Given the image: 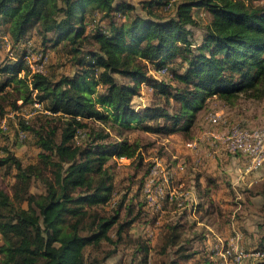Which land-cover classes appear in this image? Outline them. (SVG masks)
<instances>
[{"label": "trees", "instance_id": "obj_1", "mask_svg": "<svg viewBox=\"0 0 264 264\" xmlns=\"http://www.w3.org/2000/svg\"><path fill=\"white\" fill-rule=\"evenodd\" d=\"M142 4L145 15L127 0H0V53L6 45L14 52L0 59V97L14 95V109L19 99H38L50 111L34 123L20 121L39 149L36 163L24 164L8 147L0 157V168L13 177L11 193L0 183V264H106L118 254L133 255V264L141 254L147 259L145 239L130 236L142 209L135 214V203L125 204L128 193L105 207L116 193V158L143 162L142 144L130 132L188 133L214 96L232 105L242 97L264 99V0H184L172 16L156 11L170 9V0ZM195 7L210 14L199 42L191 29L200 24ZM34 37L42 58L49 46L65 51L78 71L56 79L33 70ZM143 84L160 101L136 104ZM34 180L44 192L31 191ZM257 192L264 207V182ZM160 237L157 252L168 258L155 264L221 262L215 253L198 257L202 250L183 238L180 223L165 222ZM249 246L264 251V235Z\"/></svg>", "mask_w": 264, "mask_h": 264}, {"label": "rangeland", "instance_id": "obj_2", "mask_svg": "<svg viewBox=\"0 0 264 264\" xmlns=\"http://www.w3.org/2000/svg\"><path fill=\"white\" fill-rule=\"evenodd\" d=\"M130 2L135 3L136 5V12L142 15H145L147 13V10L143 8L142 1L145 0H127ZM173 4V6L170 9H163V8H157L156 11L164 16H172L176 13V7L177 5L184 1V0H170ZM195 16L199 20L198 26H192V33L193 38L196 39L197 42L201 41L202 37V31L204 26L207 24L210 18V14L205 10V8L198 9L197 7L194 8ZM101 15L99 13L94 14L90 17V21H92L93 24L98 23ZM107 20H104V23H106ZM33 50L30 54V62L32 63L33 69L40 68L45 73H48L52 77L58 79L62 75H73L76 71L79 69V65L75 63L74 60L68 55L65 51L60 52V54L57 53L56 50H54L51 46H49L47 49L48 52L42 58V55L38 52L40 47V39L38 38L35 40V37L31 41ZM4 50L0 53V59H3L7 55L10 54V56L14 55V52L11 53L8 51V46H4ZM41 48V47H40ZM43 59V62L40 60ZM179 61V60H178ZM178 65H180V62H178ZM177 65V66H178ZM176 66V67H177ZM154 75L160 79H165L166 81H169L171 78L165 74H161L159 72L153 71ZM20 74H24V71H21ZM120 80L126 81L127 79L124 77L119 76ZM142 96H138L134 98V101L136 104L138 103H152L155 100H159V98H155L152 94V89L148 87L147 84L142 85ZM220 99V98H219ZM15 100L14 95H7L6 97L1 96L0 97V157L5 155V147H8L10 151H12L14 154H16L19 158H21L22 162L24 164L28 163H36L38 161V147L34 144V136L33 134L27 132V136L21 137L20 136V121L27 119L30 122H35L38 120V118L42 115L43 112L41 109H38L34 106L33 103H23L22 100H18V104L21 105L18 109H14L12 107V101ZM221 101L216 102L214 106H211L210 108H203L199 112L200 119L197 120V123L203 120V124H199V126H194L193 129L188 132H176L172 134H157V133H150L145 132L141 129H134L130 132L131 137L137 138L141 144H142V152H143V162L141 164H138V161L128 163V162H118L115 167V177H114V183H115V197L119 201L121 199L122 195L125 193H128V195L125 198V204H130L131 202L135 203L134 206V213H138L141 209L142 203L145 204L146 197H148L147 188H151V190H154L155 187L158 184H161L160 175L154 176L152 174V169L155 166V169L160 170L161 167H165L166 169H170L171 164L178 159V161H182L185 163L187 161V157L190 156V151L187 148V143L191 141H196L197 144H202L206 141L213 143L212 145H208V147H211L215 149L216 145L214 143V139H218V137H215L212 135L213 132L217 131L218 128H224V131H229L232 126L239 125L244 128L252 129L250 126L247 125V122L242 120L241 116H246L248 118L251 117H263L264 116V99L262 100H255L250 98L242 97L236 104L232 105L229 103H226L222 99ZM205 105V104H204ZM215 109V110H214ZM211 112L221 113V120L222 123L220 126L218 125H212L208 121V115ZM195 123V124H197ZM6 125L7 129L2 128V125ZM260 125L258 127H262L261 123L257 124ZM264 125V122H263ZM215 126L217 129H215ZM200 127V128H199ZM256 127V128H258ZM206 133H209V137L206 138L203 135ZM204 137V138H203ZM219 140V139H218ZM217 143V142H216ZM218 143H221L223 146L220 147V157L222 160H220L221 164H218V167L221 168L222 172H225L226 175L229 177L227 178L226 175L222 174V181L217 182L216 180L210 181L209 177L206 175V188H209L208 190V196L213 195L216 202L212 203L211 205H208L209 209H216L215 205H218L219 202L218 199H223L222 196H220L224 190V188L229 189L233 193V200L234 204L229 206L227 210L230 209V212L224 211L225 208H223V212L220 210V206L217 208V212L208 217L207 219L211 222V220L215 219L218 215L224 222H227L230 226V231L227 233L229 234L232 232L233 227H237L241 230L243 233L242 242L245 248L252 250L250 243L254 242L255 240L259 239L261 236L264 235V207L261 205V198L255 197L250 198L249 196H252L253 193H255L256 190H258L261 183L264 182V169L261 170V173L263 171V175L260 177L259 174L251 185L249 183L241 184L239 182L245 181L247 175H253V171L245 170L247 169V166L249 165V161H247V158L240 155V154H233L230 152L223 142H221V138ZM215 154V153H214ZM246 158V159H245ZM113 159L110 160V163H113ZM160 161L161 166L157 165V161ZM234 161L235 167L240 172V178L238 184H235V182L231 181V176H229V171L225 170L226 165ZM248 163V165H247ZM233 164V165H234ZM241 166V167H240ZM230 167V166H229ZM228 167V168H229ZM257 170V169H256ZM185 173H189L187 169L184 168ZM202 173H206V170H203ZM152 181H149L151 178H155ZM253 177V176H252ZM12 175H7L5 168H0V183L1 185L8 191L12 192L10 189V183L13 181ZM173 179V178H172ZM171 179L170 186L171 188H175L172 183L173 180ZM243 179V180H242ZM256 183V184H255ZM256 186V187H255ZM255 187V188H254ZM201 188V187H200ZM254 188V189H253ZM176 189V188H175ZM167 190V188H166ZM31 191L34 193H42L45 191V187L43 183H41L39 180H34L31 186ZM201 192L203 189L201 188ZM235 195V196H234ZM254 199V200H253ZM263 199V198H262ZM156 202L162 201L160 197L156 196ZM236 201V203H235ZM252 201V202H251ZM158 202V204H159ZM252 204V205H251ZM113 200L112 202H108L105 204L106 209L110 210L112 209ZM143 207L146 206L142 205ZM252 206V208H251ZM220 207V208H219ZM249 208H251L253 214H251ZM146 209V208H145ZM126 208H122V215H126ZM144 212V210H143ZM141 213L140 219L148 217V215H145L144 213ZM154 212L151 216L154 217ZM144 214V215H143ZM142 223V222H140ZM139 223V224H140ZM137 223L136 226H139ZM258 225L259 231L257 234L253 233L251 234L248 228L257 229ZM197 228L196 231H202V229ZM137 231V230H136ZM141 233H144L142 231ZM193 233H191L190 229L189 231L184 228L183 229V237H190ZM135 239H144L142 235L136 236ZM199 238V237H198ZM193 240H196L195 238ZM196 242V243H195ZM195 245L197 249L202 250L203 245L195 241ZM0 243H2V239L0 237ZM162 244L161 239L157 236V239L155 241V248L150 252V261L144 263L147 259H139V263L141 264H155L159 263V258L164 259L168 258L167 256H163L155 251L157 247H159ZM134 249V248H133ZM159 249V248H157ZM248 250V251H250ZM131 253V249L128 250ZM218 257L219 255L216 254ZM142 257V256H141ZM171 258V255L169 256ZM133 259V255L129 254H120L119 256L107 260L106 264H133L131 261ZM137 259V261H138ZM137 261L134 264H137ZM256 259L248 258L244 261L243 264H254ZM189 264H200L195 262H189Z\"/></svg>", "mask_w": 264, "mask_h": 264}, {"label": "crops", "instance_id": "obj_3", "mask_svg": "<svg viewBox=\"0 0 264 264\" xmlns=\"http://www.w3.org/2000/svg\"><path fill=\"white\" fill-rule=\"evenodd\" d=\"M198 9H201V8H198ZM193 13L195 16L194 9H193ZM219 101L221 100L217 96L211 97L207 99V101L205 102V105L200 110H202L203 108H210L211 106H214L216 102H219ZM200 110L197 112L195 122L191 130L193 129L194 126H199V124H203V120L197 123V120L200 119L199 117ZM218 113L221 115L220 112ZM241 118L242 120L246 121L247 125L250 126L251 128H256L260 126V125H257L259 123L263 125V122H264V116L256 117V118L255 117L248 118L242 115ZM221 123H222V120H220V122L216 125L220 126ZM221 127L217 129V127L215 126V129H217V131L212 133V135L215 137H218L219 140H220V137L227 132V131H224L223 130L224 128H221ZM203 136L204 137L206 136L207 138L209 137V133H206ZM218 139H214V143L217 145L215 146L216 147L215 149L213 148V150H211L212 149L211 147L207 146L208 144V145H212L213 147V143L208 142V141L200 145L198 144L196 147H189L187 145V148L190 151V156L187 157V161L183 163L182 161H178V159H176L171 164L170 169H171V173L173 176L172 184L175 185L174 187L180 192V197L175 200L174 204L170 202H167V203L159 202L158 204V203H154L150 201L149 198L146 197V201H145L146 206L145 207H143L142 205L140 206L142 209V212L144 210L143 213L145 215H148V217L146 216V218H143L142 220L139 219L137 220V222L133 224V226L130 229V236L135 238V234H137L136 236H140L141 234L142 237H144L147 247H148L147 260L144 263L150 261V256H151L150 252L155 248L154 244L157 239V236L161 238L160 231L165 222L180 223L182 225V232L184 228H186L188 231L190 229L191 233L193 234L190 237H183V238L191 239L192 243L197 241L198 243L203 245L202 251H201L202 253L199 254L198 257H201V255H204V256L210 255V253L217 254L215 250V245L218 243L219 239L220 238L228 239L236 231H240L239 228L233 227L232 232L228 236L227 233L230 231L229 229L230 225L227 222H224L222 218L219 217V215L215 219L211 220V222L207 219L208 217H210L211 215L217 212L218 206L221 207L219 208L222 212H223V208H225L224 211L230 212V209L227 210V208H229V206L231 208V206L234 204V201H231L233 200L232 198H234L233 193L229 189L224 188V190L222 191L223 193L220 195L222 196L223 199L222 200L218 199L219 202L217 203L218 205H215L216 206L215 211L212 208L211 209L208 208V205H211L212 203L216 201L213 195L208 196L209 188H206L208 187L206 183V175L210 176L209 177L210 181L216 180V178H218L217 182H220L223 180L221 175L222 174L226 175L225 172H227V171L222 172L221 168L218 167V164H221L220 160H222L220 157V152L218 151L220 150V147L221 148L223 147L221 143H218L219 142ZM221 142L223 141L221 140ZM142 155H143V152H142ZM116 160L118 162L132 163V159L126 158V157L116 158ZM233 164H234V161L227 164L225 167L226 168L225 170L229 171L228 174L229 176H231L230 177L231 181L235 182V184H238L237 182H239L240 178L242 177L240 176V172L238 171V169L235 167L236 164L234 165ZM248 166H247V169H245L246 171L248 170ZM184 168L187 169L189 173H185V171H183ZM262 169H264V164L259 169L253 171L252 173L253 175L251 176L247 175L246 180L239 182V183L245 185V183L250 182L249 185H251L254 181L259 180V178L258 179H255V178L261 173ZM203 170H206L205 174L202 173ZM249 171H252V170H249ZM263 171L259 175L260 177L263 175ZM211 175L216 178L212 177ZM227 178L229 177L227 176ZM152 180L153 178H151L149 181H152ZM200 187L203 189L202 192L200 191L201 190ZM249 197L250 198L258 197V198H261V200H263L262 196L258 194L257 190L255 191V193L252 194V196H249ZM116 200H117L116 197H114L113 204L116 203ZM179 201H181V204H179ZM262 203L263 201L261 202V205ZM251 208H249V210L251 214H253ZM154 212L156 213L154 214V217L151 218ZM137 223L138 224L140 223L139 226H136ZM199 226H201L200 227L202 229L201 232L196 231L197 228H199ZM259 227L260 226L258 225L257 229L248 228V230L250 231L251 234L253 233L257 234V232L259 231ZM142 231H144V233H141ZM201 236H203L202 241L198 238ZM194 238L196 240H193ZM155 251L157 252V249H155ZM119 255L120 254L116 255L115 257ZM142 255L144 254H141L139 256V259L144 258V256ZM189 262L206 264L202 261H198L197 259H194Z\"/></svg>", "mask_w": 264, "mask_h": 264}, {"label": "built area", "instance_id": "obj_4", "mask_svg": "<svg viewBox=\"0 0 264 264\" xmlns=\"http://www.w3.org/2000/svg\"><path fill=\"white\" fill-rule=\"evenodd\" d=\"M30 65L33 69L32 63H30ZM33 70L42 71L40 68ZM33 104L36 108L41 109L43 112L50 113V111L45 108L44 103L40 102L38 99H35ZM220 120L221 115L219 113H209L208 121L210 124L216 125L220 122ZM2 128L7 129V126L4 124L2 125ZM20 136L25 137V133L20 132ZM220 138L230 152L233 154H240L248 159V170H256L263 166L264 125H262V127L252 129L234 125ZM187 145L189 147H196L198 144L196 141H191L188 142ZM157 165L161 166L159 160L157 161ZM155 166L152 169V174L154 176L160 175L161 184H158L154 190H151V188H149L150 186L146 189L149 200L154 203H158L159 201L156 202V196L160 197L161 200L164 198H168L171 201L178 199L180 197V192L170 186V182L173 177L171 170L166 169L165 167H161L160 170H157L155 169ZM154 179H157V177L153 178V180ZM179 204H181V201H179ZM242 237V232L236 231L228 239H219L218 243L215 245L216 253L221 258V262L219 264H243L248 258H253L258 261L264 260V251L259 249L248 251L242 243Z\"/></svg>", "mask_w": 264, "mask_h": 264}]
</instances>
